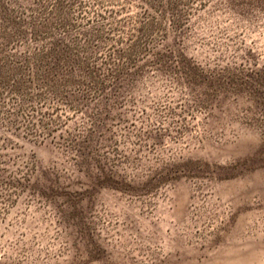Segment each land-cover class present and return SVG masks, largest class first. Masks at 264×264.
Instances as JSON below:
<instances>
[{
  "label": "rangeland",
  "instance_id": "rangeland-1",
  "mask_svg": "<svg viewBox=\"0 0 264 264\" xmlns=\"http://www.w3.org/2000/svg\"><path fill=\"white\" fill-rule=\"evenodd\" d=\"M0 264H264V0H0Z\"/></svg>",
  "mask_w": 264,
  "mask_h": 264
}]
</instances>
